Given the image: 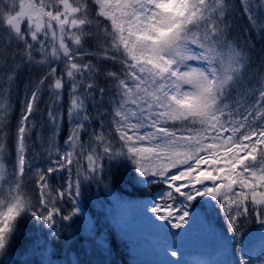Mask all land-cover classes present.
<instances>
[{
    "label": "snow or ice",
    "instance_id": "obj_1",
    "mask_svg": "<svg viewBox=\"0 0 264 264\" xmlns=\"http://www.w3.org/2000/svg\"><path fill=\"white\" fill-rule=\"evenodd\" d=\"M117 167L164 186L154 222L186 233L192 202L217 209V264H264V0H0V258L22 219L42 251L71 247L85 186L111 193ZM249 223L260 251L229 256ZM179 235L167 264H187Z\"/></svg>",
    "mask_w": 264,
    "mask_h": 264
},
{
    "label": "trees",
    "instance_id": "obj_2",
    "mask_svg": "<svg viewBox=\"0 0 264 264\" xmlns=\"http://www.w3.org/2000/svg\"><path fill=\"white\" fill-rule=\"evenodd\" d=\"M239 23L243 26L246 24V20H241ZM24 79L26 77H21V84ZM67 103L68 96L65 93V108L67 107ZM19 112L20 105L16 104L15 112L8 128V146L13 157L16 119L19 116ZM53 183L57 182L53 181ZM112 187L113 191L111 193L102 196L96 186H92L91 188L85 186L80 203L86 215L82 218H77L72 224L71 230L75 235V240L72 242L71 247L63 244L62 241L58 243L49 242L46 249L42 251L38 245L48 240L47 230L30 219H22L18 223V230L10 250V255L6 258H0V264H45L46 259H51L53 262L62 260L63 258L66 264H73L74 261H79L80 264H150L148 260V257L151 256L150 252H145V249H143L138 255H131L127 249L131 248L128 243H126L125 249L118 248V250L113 251L111 234L115 233L119 238H121V234L119 231L113 229L110 213H112V206L115 201L121 199V196L124 194L135 199L154 197L164 186H144L138 184L136 183L135 173L131 172L128 168L117 167L112 173ZM28 188L34 193L35 189L31 182H29ZM157 197L159 196L157 195ZM221 220H223V217ZM89 223L95 228L94 237L92 236L91 238L87 230ZM259 227L255 223H249L243 229L246 239L242 241L240 237H237L236 240L230 241L232 249L229 256L233 254L237 257L242 255L243 252L237 253L236 249L244 248L245 244L249 243V240H251V246L258 253L260 251V242L257 241V238L247 235L245 229L253 231ZM96 237L105 240L107 245L103 246L96 242ZM161 240L165 241L164 238H161ZM104 249H111V253L109 254ZM184 254H186V251H183ZM131 256H133V259L130 258ZM134 257L138 262L134 260ZM155 264H159V262Z\"/></svg>",
    "mask_w": 264,
    "mask_h": 264
},
{
    "label": "rangeland",
    "instance_id": "obj_3",
    "mask_svg": "<svg viewBox=\"0 0 264 264\" xmlns=\"http://www.w3.org/2000/svg\"><path fill=\"white\" fill-rule=\"evenodd\" d=\"M127 200H125L126 202ZM151 202H148V204H150ZM143 208H135V209H128L127 206L125 204H120L119 205V211H118V215L115 217V223L116 225L119 227H122L124 229H132L133 231H135V233L141 235L144 238H147L148 240L151 241L152 245L154 248H160V245L158 243L157 237L154 235H149L145 229L147 227H154L156 225V221L154 222L151 218V216L153 215L152 213H145L143 210ZM114 219V217H113ZM163 222L160 221V225L163 226ZM165 225V224H164ZM169 233H171L172 228L169 227L167 228ZM208 229L206 231H198L195 236L193 237L192 240L189 241V244L192 247V250L198 249V248H202L207 250L208 252H211V254L213 252H215V254L222 250L221 244L218 246H215L217 242L221 243V241H219L218 239L213 240L211 236V229L212 226L208 225ZM179 241H185L184 239H179ZM201 246V247H200ZM223 257V255H222ZM200 260V259H199ZM217 264V263H214Z\"/></svg>",
    "mask_w": 264,
    "mask_h": 264
}]
</instances>
